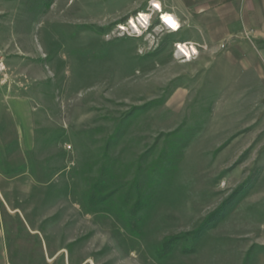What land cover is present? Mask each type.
Here are the masks:
<instances>
[{
    "label": "rangeland",
    "instance_id": "1",
    "mask_svg": "<svg viewBox=\"0 0 264 264\" xmlns=\"http://www.w3.org/2000/svg\"><path fill=\"white\" fill-rule=\"evenodd\" d=\"M0 62V264H264V0H0Z\"/></svg>",
    "mask_w": 264,
    "mask_h": 264
},
{
    "label": "crops",
    "instance_id": "2",
    "mask_svg": "<svg viewBox=\"0 0 264 264\" xmlns=\"http://www.w3.org/2000/svg\"><path fill=\"white\" fill-rule=\"evenodd\" d=\"M202 1L204 2V4H206V2H209L211 4V3H214L215 0H202ZM233 2H231V3H233ZM205 10H206V15L217 16L218 15L217 11L219 10V8H216V6L213 5L212 8L208 7V9H205ZM6 181H8V183L5 182L6 184H4L3 173H2V170L0 169V208L2 207L3 201L7 200V199H5L6 198L5 194L16 193V191H17V189L12 186V184H11L12 181H10V182H9V180H6ZM23 191L28 192L29 190L24 189Z\"/></svg>",
    "mask_w": 264,
    "mask_h": 264
},
{
    "label": "snow or ice",
    "instance_id": "3",
    "mask_svg": "<svg viewBox=\"0 0 264 264\" xmlns=\"http://www.w3.org/2000/svg\"><path fill=\"white\" fill-rule=\"evenodd\" d=\"M158 6H159V5H157V7H158ZM165 19H166V21H167L168 23L172 24L173 27L176 26L174 23H172V21H171L170 18H167V17H166Z\"/></svg>",
    "mask_w": 264,
    "mask_h": 264
},
{
    "label": "built area",
    "instance_id": "4",
    "mask_svg": "<svg viewBox=\"0 0 264 264\" xmlns=\"http://www.w3.org/2000/svg\"><path fill=\"white\" fill-rule=\"evenodd\" d=\"M158 12H160V10L158 9ZM162 17V16H161ZM162 18H160V20H161ZM163 21V20H162ZM178 27V29H179V26H177ZM168 29V28H167ZM169 30H171V31H173L172 29H169ZM0 65H1V62H0Z\"/></svg>",
    "mask_w": 264,
    "mask_h": 264
},
{
    "label": "bare ground",
    "instance_id": "5",
    "mask_svg": "<svg viewBox=\"0 0 264 264\" xmlns=\"http://www.w3.org/2000/svg\"><path fill=\"white\" fill-rule=\"evenodd\" d=\"M170 19H171V18H170ZM171 21H172V20H171ZM164 23H166V24H170V23H168V22L166 21V19H165ZM172 23H173V21H172Z\"/></svg>",
    "mask_w": 264,
    "mask_h": 264
}]
</instances>
